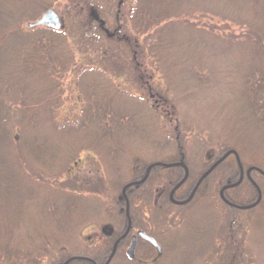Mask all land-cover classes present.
Here are the masks:
<instances>
[{"label": "trees", "instance_id": "16d2710c", "mask_svg": "<svg viewBox=\"0 0 264 264\" xmlns=\"http://www.w3.org/2000/svg\"><path fill=\"white\" fill-rule=\"evenodd\" d=\"M189 1L133 0V9L129 6V13L132 12L131 20H141V25L134 27L133 32L144 36L142 46L138 51L137 35L122 42H126V45L134 50V73L141 89H144L147 84L142 83L140 63L146 76L153 71L147 68L148 61L150 64L152 62L149 68L155 67L157 70L156 65L162 64V67L172 70V67L168 66L175 63L171 58L178 53L180 41H187L185 44H189V53L191 48L198 45V54L207 65L214 61L218 54V41L244 40L241 45L246 46V54L236 58L237 64L231 70L232 80L226 88L229 97L221 104L222 107L217 106V110L224 113V120L226 117L225 121H230L225 132L233 141L228 146L223 144L221 154L208 157V161H202L197 170L189 164L187 154L182 150L178 151L174 160H160L155 163H183L186 166L188 176L184 184L187 188L182 194L176 193L175 201L178 202L189 198L200 176L211 167L213 161L228 151L237 154L244 176L238 183L239 166L235 157L230 155L198 187L197 195L209 180L214 181L212 189L210 192L208 190L204 198L200 200L194 195L188 203L176 205L169 201L168 196L172 186L183 179V168L178 167L166 172V167L155 166L151 168L147 179L137 184L151 164H141L135 170L132 168L133 155L123 156V146L128 138L132 140L136 135L144 137L151 128L157 130V109L164 110L163 105H168L166 97L158 93L153 94L148 86V89L144 90L151 92L149 98L144 95L138 98L125 96L120 87L106 79L109 73L101 72L95 69V66L93 68L91 60L83 64L81 59L75 58L72 43L67 41L63 31L46 27L28 28L27 25L34 23L42 13L54 8L55 0H0V112L5 110L4 107L8 108L9 112L16 115L14 124L19 128L16 132L12 124L9 129L5 124L7 120H4L6 117L0 115V190L5 192L7 197V193L14 194V198L18 197L16 201L13 198L17 213H21L19 207L27 201V190L34 195L41 188L47 189L53 196L52 200H45L48 213L53 215L55 209L60 210L55 228L48 231L51 235L56 234V238L49 241L48 238H42L41 245H37L29 257L33 258L35 264L55 252L59 255L53 254L52 264H63L69 259L72 260L68 264H106L115 242L126 231L128 220L131 223V231L142 230L153 237L161 247L162 254L153 259V248L147 243L138 242L135 259L130 261L124 252L127 241L122 240L117 244L109 264H198L208 255L206 252L216 240L215 237L222 226L217 202L227 211L226 226L231 228V231L235 223H243L242 214L252 215L249 221L252 231L249 241L253 242L256 250L264 251V164L248 155L244 157L239 143L235 142L239 141L241 129L247 128L249 134H259L258 139L252 143V149L264 156V0H248L249 8H246V11L229 12L235 16L231 22H235L236 28H229L227 24L217 27L212 21L204 29L193 23L180 28L184 24L180 20L178 10L185 9ZM221 19L229 20L226 17ZM163 22L167 23L161 26ZM183 53L187 54V51L183 50ZM186 56L185 64L188 65L191 56ZM149 58H153L152 61ZM169 59L172 62H169ZM67 76L75 79L87 105L78 122L69 127H59L53 119L60 106V82ZM216 103L218 104V101ZM128 104L140 107L137 115L131 110L134 106L127 108ZM11 113L7 114L11 116ZM154 123L156 128L151 127ZM176 133L178 135L177 130ZM162 136L166 146L176 145V140L179 142L178 138L171 139L165 133H162ZM89 139L92 142L87 143ZM84 148L94 153L98 150L104 151L103 158L112 166V169L109 166L111 175L107 174L108 188L105 183L107 180L99 178L98 188L91 186L92 190L84 192L75 188L66 189L64 185H60L58 193L53 194L57 186L53 183L69 172L71 164L67 162L74 153L82 152ZM230 158L233 164L224 169L231 170L232 179L229 181L227 178L222 184L221 172ZM247 170L249 179L245 176ZM123 171L131 173L130 179L126 181L128 177L116 183L115 178ZM165 182L170 185L156 207L154 193L157 191V185ZM235 183H238L237 186L224 192L226 201H222L219 197L221 187ZM100 187L106 190H100ZM125 187H128L126 191L129 190L126 197L128 215L126 210H123L125 201L122 189ZM243 189L247 191L245 198L234 197L236 192ZM109 190L116 191L110 198L107 196ZM228 192L232 193L231 196H228ZM259 195L260 200L257 202ZM200 203L204 205L199 213L206 215L205 219L193 217L194 208ZM236 206L252 207L243 210ZM148 208L149 223L140 219ZM91 225L101 227L103 242L91 249H70V243L79 235L77 231L83 226ZM106 229H110V232L105 233ZM143 245L148 247L151 255L147 254L148 251L144 253L141 250ZM15 252L19 255L18 259L13 260V264H29L28 256ZM3 258L9 264L11 258L6 254Z\"/></svg>", "mask_w": 264, "mask_h": 264}, {"label": "rangeland", "instance_id": "374dc122", "mask_svg": "<svg viewBox=\"0 0 264 264\" xmlns=\"http://www.w3.org/2000/svg\"><path fill=\"white\" fill-rule=\"evenodd\" d=\"M119 2L120 0H55L53 9L63 21V32L67 41L72 43L75 58L81 59L83 64L91 60L92 67L95 66V69L109 73V75H106L108 77L106 79L109 82H113L118 88L120 87L119 89L125 93V96L138 98L144 95L145 98H149L151 97V92L144 90L148 89L146 88L148 86L152 89L153 94L158 93L166 97L165 100L168 102V105H163L164 110L157 109L158 116L156 115V123L159 126L156 128L155 123L151 126L157 130L151 128V130L146 132L144 137L140 138L139 135H136L132 140L128 138V141L123 146L124 157L133 155L134 161L132 160V168L136 170L141 164H155V162H159L160 160L166 162L174 160L176 155H178V151L182 150L187 154L189 164L193 169L195 168L194 170H197L202 161L204 163L208 161L210 154L212 156L214 154H221L220 149H222L223 144L226 146L232 144L231 141H233V138H229L225 132L226 128L230 125V121H225L227 119L226 117L224 120V113L219 112L217 106L220 107L229 97V91L226 88L229 87L228 84L232 80L231 70L237 64L236 58L244 57L246 54V46L241 45V41L244 40L231 39L226 41L223 39V41H218V54L215 59L212 58L214 61H210L207 65H205L204 60L198 54L200 53L198 45L191 48V52L189 53V44L187 46L185 44L187 41H180L181 45L178 48V53L171 58L173 63H175L172 66H168L172 67V70L166 69L165 66L162 67V64L156 65L157 70H155V67L149 68L150 65L152 66V62L150 64L148 61L147 68L153 69V71L150 75L146 76L141 70L140 63L139 69L142 73V83L147 84L144 89H141L136 78L137 75L135 76L134 73L135 65L132 61L134 50L132 48L130 49L126 45V42H122L129 41L130 36L137 35V50L139 51L141 49L140 47L142 46L144 36L133 32L134 27L136 28L141 25V20L139 18L135 21L131 20L132 12L129 13V9L130 7L131 10L133 9V0L124 1L123 7L118 9ZM246 8H249L248 0H190L189 5L185 9L178 10L180 20L184 24L180 28H184L193 23L198 28L204 29L207 24H210V21L217 27H223L224 24H227L229 28H236L235 22H231L235 16L229 12H242L246 11ZM93 16H97L98 22L103 23V29H100V25L94 21ZM224 17L229 20H226L227 22L222 20L221 18ZM166 23L163 22L161 26ZM117 28L118 32H116L114 38H109L107 34H113ZM183 50H186L187 54L183 53ZM188 54L191 56L189 57L191 61L190 64L186 65L185 59ZM175 57H177L176 60ZM149 59L152 61L153 58ZM140 60L141 58L139 57ZM172 61L169 59V62ZM212 69L214 70L213 72ZM60 85V106L55 112L53 122H56L59 127H69L74 122L79 121L78 119L87 102L82 96L81 89L77 86L73 77L67 76L63 78ZM215 97L216 99H214ZM216 101H218V104ZM128 107H132L131 110L135 115L140 110V107L136 104H128ZM4 109L7 113H11L8 108L6 109L4 107ZM5 110H2L0 115L6 117L4 118V120H7L5 124L10 129L12 128L10 125L15 123L16 115L11 113L12 115L9 116ZM13 129L18 132L19 128L14 124ZM243 129H241L239 141L235 140L236 143H239L240 150L244 154L243 156L248 155L249 157L260 160L264 164V156H261V153L252 149V143L258 139L259 134H249L247 128L245 130ZM176 130L178 131V135ZM162 133H165L171 139L178 138L179 142L176 140V145L172 144V147L170 145L166 146ZM90 142L92 141L89 139L87 143ZM88 145H85V147ZM96 152L88 151L86 148L82 152L77 151V153H74L71 160L67 162L69 165L71 164L69 166V172L62 179L59 178L56 183H53V185H57L53 194L56 195L58 193L60 185H64L66 189L75 188L86 192L87 190H92L90 188L91 186L95 188L99 187V178L107 180V174L111 175V163L103 158L104 151L98 150ZM220 157H223V155H220L217 161ZM229 160L231 161L232 158ZM230 161L225 164V167L223 166V171L221 172L222 184L227 178H229V181L232 179H230V175L232 174L230 173L231 170L224 169L231 166L232 161ZM215 162L213 161V164ZM178 167H169L165 171L170 172ZM130 176V172L123 171L115 178V181L118 183L129 177L126 180L128 181ZM209 181L208 184H205L201 188V192L198 195L196 190L193 196L197 195L196 198L200 200L204 198L208 190L210 192L214 185V181ZM184 182L179 180L172 186L176 187L182 183L175 190V194H182L186 190L187 187ZM105 183L108 188L109 180ZM169 185L166 182L165 184L157 185V191L154 193V205L156 207L161 202L163 195L167 192ZM28 190L26 193L27 201L19 207L21 213L16 212L14 203L18 197H12L14 194L11 193H7V197L6 193L0 190V264H7L6 259L3 258L5 254L11 258L9 264H13V260L18 259L19 255L15 251L29 258L31 253L34 252V248L37 245H41L40 241L42 238H48V241L56 238V234L51 235L48 231L55 228V223L60 217V210L57 209L56 211L55 209L53 215H50L48 213V207L45 208V200H52V194L47 189L41 188L39 192L31 195V192ZM100 190L106 189L100 187ZM128 191L124 192V208L121 202L123 210H126ZM192 192L193 189L189 196L190 199L193 198L191 196ZM114 193L116 191L109 190L107 196L110 198ZM228 194V196H231L230 194L232 193L228 192ZM246 194L247 191L243 189L236 192L234 197L238 198L240 196L245 198ZM173 200H175V196H173ZM201 204H197L194 208L195 214L193 217L197 219H205L207 217L199 213L203 210L202 206L204 204ZM217 205L222 216V226L215 237L216 240L206 252L208 255L205 259L202 258L204 260H200L198 264H264V251L256 250L253 247V242L249 241V235L252 232L250 231L249 221L252 215L249 213L242 214L241 220L243 223L240 225L239 222L235 223L232 228L233 231H231V228L229 229L226 226L228 215L225 212L227 211L218 202ZM149 213L148 208V211H144L143 216H141L142 218L140 217L141 221L145 219L144 222L149 223L147 219L149 218ZM101 230V227L98 225L83 226L80 231H77L79 235L70 243V249L75 251L84 248L91 249L93 246L102 243L104 237ZM109 230L106 229L104 231L108 233L110 232ZM171 238L172 236L168 240ZM141 250L144 253L148 251L147 254L150 252L146 245L141 246ZM152 253V255H149L153 259L158 257L154 249ZM53 254L56 256L59 255L56 252ZM53 254H49L48 258L40 259L39 264H52L51 257ZM34 259L37 260V257ZM32 260L33 258L28 259L29 264H35Z\"/></svg>", "mask_w": 264, "mask_h": 264}, {"label": "water", "instance_id": "95a60500", "mask_svg": "<svg viewBox=\"0 0 264 264\" xmlns=\"http://www.w3.org/2000/svg\"><path fill=\"white\" fill-rule=\"evenodd\" d=\"M33 26H43V27H48V28H52V29H54V30H60L61 28H62V22H61V20H60V18L58 17V15L54 12V10H52V9H50V10H48V11H46V12H44L42 15H41V17L33 24V25H29V28H31V27H33ZM231 154H233L234 156L236 155L233 151H230V152H227L222 158H220L218 161H216L214 164H213V166L208 170V171H206L202 176H201V178L199 179V181H198V183H197V185L195 186V188H194V190H193V193H192V195L191 196H193V194H194V192L197 190V188H198V186H199V184L210 174V172L216 167V166H218L222 161H224L229 155H231ZM157 165H160L159 163L158 164H152V165H150L149 167H148V169H147V173H146V176L144 177V179L142 180V181H140L139 183H142L145 179H146V177H147V175H148V173H149V171H150V169L151 168H153L154 166H157ZM165 167H174V166H180V167H183V165L182 164H169V165H164ZM249 174V170L247 171V175ZM185 180V179H184ZM184 180L182 181V182H184ZM182 183H180L178 186H176L174 189H173V191L171 192V196H170V198L172 197V194H173V192L181 185ZM234 186H236V184L235 185H231V186H225V187H223L222 189H221V191H220V197L223 199V192L225 191V190H227L228 188H232V187H234ZM124 192H125V189H123V194H124ZM260 199V198H259ZM189 200H190V198L186 201V202H184L183 204H185V203H187V202H189ZM259 201V200H258ZM182 204V203H181ZM252 206H254V205H252ZM238 208H240V207H238ZM249 208H251V206L250 207H245V208H242V209H249ZM136 237H138L139 239H141V240H143V241H145V242H147V243H149L156 251H157V253H158V255H160L161 254V248L159 247V245L157 244V242L153 239V238H151V237H149L148 235H146L145 233H143V232H141V231H139V232H137V234H136V236L135 237H132V239H131V244H130V246H129V248L127 249V251H126V256L128 257V259H130V260H133L134 259V249H135V245H136ZM116 245H117V243L114 245V249H113V253L111 254V256L109 257V259H108V261H107V263L106 264H108L109 262H110V260L112 259V257H113V255H114V253H115V249H116ZM72 259H70V260H68L65 264H68V262H70Z\"/></svg>", "mask_w": 264, "mask_h": 264}, {"label": "flooded vegetation", "instance_id": "af4514ba", "mask_svg": "<svg viewBox=\"0 0 264 264\" xmlns=\"http://www.w3.org/2000/svg\"><path fill=\"white\" fill-rule=\"evenodd\" d=\"M124 1H127V0H120V2H119V6H118V9L119 8H122L123 7V3H124ZM119 11V10H118ZM118 13V12H117ZM93 19H94V21L97 23V24H99L100 25V29H103V23L101 22V23H99L98 21V17L97 16H93ZM116 19H117V16H116ZM118 29V28H117ZM116 33H115V31L113 32V34H110V35H108L107 34V36H109V37H113L114 38V35H115ZM184 177H183V179L184 178H187V176H188V171L186 172V171H184ZM148 175H149V173H148ZM147 175V176H148ZM243 175V174H242ZM145 176V175H144ZM244 176V175H243ZM247 176V175H246ZM239 177H241V172L239 173ZM173 189L174 188H172L171 189V191L169 192V196H168V199H169V201L172 203V204H174V202H178V201H175V200H173V196H175L176 194H175V191L173 192V194H172V197L170 198V196H171V192L173 191ZM175 194V195H174ZM177 205V204H176ZM128 202H127V199H126V214L128 215ZM139 231H141V232H143L142 230H137V231H131V223H130V220H128V226H127V228H126V231L123 233V235L117 240L118 241V243H119V241H127V246H126V248H125V255H126V251H127V249L129 248V246H130V244H131V239H132V237H135L136 236V234H137V232H139ZM145 233V232H144ZM145 234H147V233H145ZM116 241V242H117ZM138 242H143V243H147V242H145V241H143V240H141V239H139L138 237H136V245H135V249H134V259H135V254H136V248H137V244H138ZM148 244V243H147ZM149 245V244H148ZM150 246V245H149ZM156 251V250H155ZM156 253H157V251H156ZM133 259V260H134ZM133 260H131V261H133Z\"/></svg>", "mask_w": 264, "mask_h": 264}]
</instances>
